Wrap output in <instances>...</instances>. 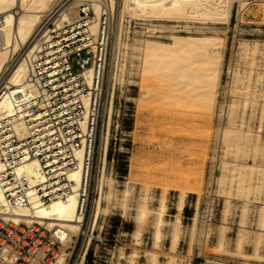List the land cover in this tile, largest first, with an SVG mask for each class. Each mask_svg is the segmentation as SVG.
Instances as JSON below:
<instances>
[{"label":"rangeland","instance_id":"374dc122","mask_svg":"<svg viewBox=\"0 0 264 264\" xmlns=\"http://www.w3.org/2000/svg\"><path fill=\"white\" fill-rule=\"evenodd\" d=\"M234 1L227 23L124 22L125 42L132 41L134 31L152 27L162 43L171 36L216 38L222 59L215 100L211 106L199 105L184 96L172 97L165 83L141 81L138 61L131 50L123 51L119 59L123 68L114 87L106 174L116 181L117 199L129 190L127 208L103 202L95 230L84 231L65 264H150L152 257L157 264H264V244L258 252L261 258H254L251 235L237 247L240 223L255 228L264 207V172L232 170L233 162L264 166V0ZM229 126L248 136L238 144L240 154H235V144L226 149L220 140ZM123 158L125 180L117 171ZM180 198L182 211H178ZM161 201L166 211L156 240L154 210ZM142 205L151 213L136 241V210ZM176 221L179 239L172 252ZM86 245L91 262L86 258L83 263L80 256Z\"/></svg>","mask_w":264,"mask_h":264},{"label":"bare ground","instance_id":"6f19581e","mask_svg":"<svg viewBox=\"0 0 264 264\" xmlns=\"http://www.w3.org/2000/svg\"><path fill=\"white\" fill-rule=\"evenodd\" d=\"M0 0V73L15 57V54L27 45L34 31L42 22L46 13L60 9V17L64 22L75 23L87 37V46H91L94 52L95 61L99 49L105 50V57L96 62L90 69H86L82 76L91 94L81 96L86 111H89L93 104V97L99 98V107L95 111L101 113V127L95 140L99 144L100 161L102 169L96 174V191L98 198H92L83 206L80 201L73 200L68 203L62 201L53 202L50 206L43 205L38 201L33 189L37 188L46 179L42 165L31 159L23 164H18L12 172L13 175L24 178L31 186V193L27 196L29 207H15L10 205L4 197L3 189L0 188V218L10 219L15 223L30 224L38 222L50 230L63 229L66 236L65 251L60 254L55 264H65L68 252L74 245L85 236L83 231V218L78 211H91V232L96 228L99 216L103 211V202L111 206L127 208L129 190L123 192L122 198L117 194L116 181L106 174V161L108 146L110 142V127L112 124V111L114 100V87L122 72L119 66L121 54L125 55L126 50H131L132 58L138 61V70L141 81L154 79L160 83L167 84L172 89L174 98L184 96L195 103L203 106H211L215 100V81L218 78L217 69L220 66L222 56L218 53L221 44L217 43L214 37H178L171 36L168 43L156 40L152 33L154 28L146 29L147 32H133L132 41L123 40L122 28L124 22L131 19H143L158 24L180 23L197 21L201 23L215 22L227 23L234 0ZM60 7V8H59ZM81 14L86 16L82 20ZM162 29H166L162 27ZM173 30L174 28H168ZM142 35L140 38L137 35ZM96 54V55H95ZM99 65V69H97ZM102 69V70H101ZM99 75L98 89L95 84ZM234 93V92H232ZM91 96V103H90ZM234 107V105L232 106ZM14 105L4 99L0 102V117L3 113L14 112ZM108 119V120H107ZM98 122V117H96ZM83 119L82 124L88 123ZM18 128H23L19 122ZM229 125H231L229 123ZM243 126V124H241ZM99 129V127H98ZM248 138V136H245ZM245 137L241 136L238 129L231 127L224 128L220 140L226 149L235 144V154L242 152L238 144ZM83 151L74 153L81 163ZM104 154V156H103ZM215 164V163H214ZM222 165H227L222 161ZM214 165H211V169ZM232 170L253 173L264 172V166H247L232 163ZM213 171V169H212ZM4 169L0 167V174ZM80 176V172L78 173ZM33 188V189H32ZM183 198L178 201V211H182ZM111 207V211H115ZM156 215L155 238L159 239L160 229L164 223L166 206L160 202ZM151 210L142 205L136 210V231L133 238L137 241L147 224V215ZM179 225L176 221L174 226V237L171 244V251L175 252L179 239ZM251 235L253 237L254 258L260 259L258 253L264 244V207L259 211L255 219V228L248 229L242 221L239 227L237 247L239 248L243 239ZM92 238V235H91ZM134 254L130 259H134ZM243 256V255H242ZM251 257V256H250ZM157 258L152 257L150 264H157ZM82 264V263H81Z\"/></svg>","mask_w":264,"mask_h":264},{"label":"built area","instance_id":"2783aa9c","mask_svg":"<svg viewBox=\"0 0 264 264\" xmlns=\"http://www.w3.org/2000/svg\"><path fill=\"white\" fill-rule=\"evenodd\" d=\"M67 3L65 0L63 5ZM60 12L56 9L46 13L27 45L0 73V102L6 99L15 109L0 117V167L4 169L0 188L15 207H29L31 186L22 176L13 175L12 170L31 159L42 165L46 176L43 183L32 188L43 205L77 199L83 206L98 198L96 174L103 165L95 137L101 127V113L94 108L99 107L96 97L92 111L91 106L85 110L81 96L91 94V89L82 73L99 63L105 50L99 49L95 61L85 34L75 23L64 22ZM85 16L81 14L82 20ZM1 24L0 21V27ZM83 119L89 122L83 125ZM79 150L84 152L81 163L74 155ZM104 159L108 165L107 157ZM121 164L117 171L125 180L124 158ZM78 214L84 220L83 231H91V211ZM66 240L63 229L50 230L35 221L27 225L0 218V264H55L65 251ZM89 248L86 245L80 256L83 263L91 259ZM67 258H71L70 254ZM92 260L94 263L95 255Z\"/></svg>","mask_w":264,"mask_h":264}]
</instances>
